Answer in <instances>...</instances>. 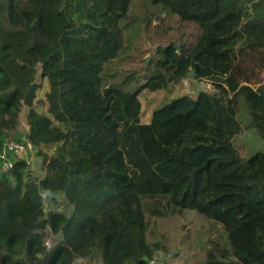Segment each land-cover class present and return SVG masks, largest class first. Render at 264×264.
Listing matches in <instances>:
<instances>
[{"label":"trees","instance_id":"16d2710c","mask_svg":"<svg viewBox=\"0 0 264 264\" xmlns=\"http://www.w3.org/2000/svg\"><path fill=\"white\" fill-rule=\"evenodd\" d=\"M148 1L200 34L180 52L156 45L147 63L141 52V75H117L106 65L122 48L130 0H0V130L26 106L31 144L15 138L27 154H8L7 172L0 156V264L163 263L162 245L146 240L147 214L186 208L225 234L224 246L205 242V264H264V145L241 158L233 143L239 93L264 141V0ZM191 71L212 90L174 97L141 123L139 93ZM42 79L45 113L33 107ZM42 144L55 148L37 179L26 157ZM50 193L63 196L68 214L43 212ZM48 231L59 235L49 248Z\"/></svg>","mask_w":264,"mask_h":264},{"label":"rangeland","instance_id":"374dc122","mask_svg":"<svg viewBox=\"0 0 264 264\" xmlns=\"http://www.w3.org/2000/svg\"><path fill=\"white\" fill-rule=\"evenodd\" d=\"M176 17L175 14L168 15L159 6L151 4L148 0H130L125 19L119 21L122 48L119 54L106 65V68L110 72L116 71L117 75L129 72L141 75L144 73L143 62L141 58H136L141 52H143V59L148 57L147 62H149L151 56L154 55L156 45L164 46L172 42L179 45L184 44V46L192 44L201 30L194 24L176 20ZM129 56L136 60L130 59ZM136 64L138 69L135 68ZM139 79L143 78L139 76ZM199 82V85L205 87V90H212L209 80L203 79ZM244 84L253 86L249 81ZM47 90V81L42 79L41 87L33 101V107L39 113L46 112L45 92ZM193 91H196L194 85L190 83L186 87L183 81L170 83L167 88L155 91L143 89L138 95L141 103L139 121L141 123L148 122L154 108L181 94H194ZM237 102L236 117L241 124V130L234 136L233 143L240 157L246 158L252 152L262 148L264 141L248 126L250 117L242 93L238 94ZM26 111L27 107L23 106L16 124L13 127L0 130V143L3 133L11 134L10 136L16 142L18 141L15 138L23 137V129L26 130L24 126ZM29 146L28 148H31L30 143ZM54 148L55 144H42L36 149L38 151L33 152V149L30 151L26 160L30 163L28 173H31V176L37 179L43 176L44 155L52 154ZM7 177L10 180L12 175ZM65 204L66 200L61 194L50 193L47 196L43 194V212H47L49 209L64 210L68 214L70 208ZM58 236L48 231L45 235V244L48 242V247H46L49 248L58 241ZM146 240L148 243L159 242L162 245L155 253L157 260L159 255L163 256V263L158 260V264H205V252L211 245L210 241H217L224 246L225 234L217 222L203 217L195 210L186 208L174 216L165 218H156L147 214ZM208 240L210 241L205 243ZM71 264H100V259L77 256Z\"/></svg>","mask_w":264,"mask_h":264},{"label":"built area","instance_id":"2783aa9c","mask_svg":"<svg viewBox=\"0 0 264 264\" xmlns=\"http://www.w3.org/2000/svg\"><path fill=\"white\" fill-rule=\"evenodd\" d=\"M181 81L184 82L186 87L189 86L190 83L193 84L195 81L200 83L199 80L193 79L192 77H185L184 79L182 78ZM193 92H194L193 95L196 96L197 93H195V91ZM24 126L26 127V129L28 128V125L26 123H24ZM21 139H23V141L25 142L27 149H31V148H28L30 146H29L27 137L25 139L24 129H23V137ZM8 154L14 155L15 156L14 158H20V157L22 158L26 156L27 150L22 143L14 141L12 137H5L3 141L2 149L0 152V156L4 159V162L2 163V166H1L2 172H7L12 167V160L8 158L7 156ZM46 246L48 247V242L46 243ZM148 264H153V262L149 261Z\"/></svg>","mask_w":264,"mask_h":264},{"label":"water","instance_id":"95a60500","mask_svg":"<svg viewBox=\"0 0 264 264\" xmlns=\"http://www.w3.org/2000/svg\"><path fill=\"white\" fill-rule=\"evenodd\" d=\"M176 49H177V52H180L181 51V45H179V44H177V43H175V42H172L171 43ZM145 61H146V63H147V61H148V57H146V59H145ZM189 76L190 77H193L194 76V71H191L190 73H189ZM193 85L195 86H197L198 88L196 89V91H195V93H198L199 91H204L205 90V87H203L202 85H199V83L197 82V81H195L194 83H193Z\"/></svg>","mask_w":264,"mask_h":264},{"label":"crops","instance_id":"0c3cea01","mask_svg":"<svg viewBox=\"0 0 264 264\" xmlns=\"http://www.w3.org/2000/svg\"><path fill=\"white\" fill-rule=\"evenodd\" d=\"M196 89L198 88L196 85L194 86Z\"/></svg>","mask_w":264,"mask_h":264}]
</instances>
